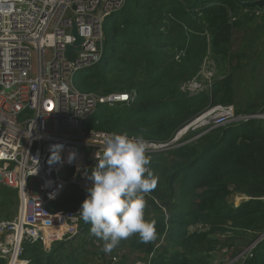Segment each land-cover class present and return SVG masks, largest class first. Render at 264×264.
Wrapping results in <instances>:
<instances>
[{"label": "trees", "instance_id": "obj_1", "mask_svg": "<svg viewBox=\"0 0 264 264\" xmlns=\"http://www.w3.org/2000/svg\"><path fill=\"white\" fill-rule=\"evenodd\" d=\"M256 13L236 0H126L121 11L103 23L99 62L79 70L73 82L82 93H128L130 99L99 109L85 126L163 142L208 106L231 103L228 71L213 81L210 94H185L178 84L196 75L207 51L220 75L224 63L229 67L233 60L238 62L241 54L231 51V36ZM256 110L264 111V96L237 113ZM259 123L229 124L188 140L202 131L198 129L184 136L180 147L154 153L148 168L153 174L162 172V178L144 196L152 207L144 212L146 220L155 222L156 238L141 243L133 235L121 243L145 255L149 264H212L210 252L218 243L210 235L231 232L241 243L258 240L235 264H264V130ZM73 187L82 190L71 184L48 205L51 213L72 208ZM233 194L248 198L234 207L228 202ZM15 198V190L0 186V206L9 209L17 204ZM152 199L166 205L167 219ZM195 225L205 230L191 231ZM78 230L88 234L90 225L81 220ZM162 240L164 244L156 247ZM79 241L74 245L65 237L52 242L48 251L42 242L26 243L22 258L29 264H87L79 254L85 244Z\"/></svg>", "mask_w": 264, "mask_h": 264}, {"label": "built area", "instance_id": "obj_2", "mask_svg": "<svg viewBox=\"0 0 264 264\" xmlns=\"http://www.w3.org/2000/svg\"><path fill=\"white\" fill-rule=\"evenodd\" d=\"M125 1L0 0V186L15 190L19 204L13 219H0V258L6 264H29L22 258L26 243L42 242L48 251L52 242L80 232L81 203L58 213H51L48 205L73 183L86 192L91 182L67 173L95 165V154H102L103 138L111 133L85 124L99 109L130 99L128 93H82L73 82L79 70L99 62L103 23L120 12ZM73 26L82 42L78 51H67L75 40ZM197 92L203 91L197 88ZM251 120H264V111L240 114L232 105H215L168 141L144 140L146 155L151 160L156 152L180 147L192 131L202 130L188 140ZM54 143L63 145L61 160L50 165L49 147ZM69 153H75L71 163ZM257 242L231 263L244 258ZM107 264L149 263H123L119 254Z\"/></svg>", "mask_w": 264, "mask_h": 264}, {"label": "rangeland", "instance_id": "obj_3", "mask_svg": "<svg viewBox=\"0 0 264 264\" xmlns=\"http://www.w3.org/2000/svg\"><path fill=\"white\" fill-rule=\"evenodd\" d=\"M251 9L254 10V12L257 11V13L253 17V20H244L242 25L238 29H235L233 35L231 36L232 44L230 49L236 54H241L239 61L237 62L236 60H233L230 63L229 67L227 63L222 62L224 64L221 68L224 69V71L220 75L217 73L218 65L216 61L214 62L213 58L211 57V51H207L196 75L190 78L189 80H182L178 84L180 92L185 94L192 93V95H194L199 93L197 92V88H201L205 94H210V89L212 88L213 81L216 79H220L221 77L223 78V75H226L228 71V73L231 74V81L229 82V85L231 87V90H233V99L231 103L226 105H232L237 112V110L244 111L246 108L259 103L260 98L264 96V10L257 9L254 7H251ZM243 17L244 14L240 12L239 18ZM138 74L140 75H138L137 77H141L142 73L140 71L138 72ZM195 78H197V80H195ZM215 105H219V103L208 106L201 113L207 111L210 107ZM257 112L263 111L256 110V112L252 113ZM198 115H196L195 117H197ZM189 122H187V124ZM256 122H260L259 124L262 125L264 130V120H256ZM94 166L95 165H87L86 170L77 172H75V169H72L70 172L67 173V176H74L77 180H83L84 178L86 179L89 171ZM153 178L156 180L161 179L162 172H156V174H153ZM73 184L76 185L75 183ZM69 187L70 185L67 187V189H69ZM67 189H65L64 191H67ZM73 189L74 190L69 198L70 203L72 204V208L70 210L75 208L76 205L83 201L86 195L85 190L82 191L76 187H73ZM247 198L248 197L244 195L233 194L229 196L228 202L235 207L238 206V204H240L242 200H245ZM15 200H17V204L12 205L9 209L6 206H0V219L11 220L16 216V213L18 214V199L15 198ZM152 201L155 206L159 208V210L164 211V213H161V215L164 216L165 219H167L169 213H167L168 210L166 205L159 202V200L154 201L152 199ZM146 202V207L148 206L147 209L151 210L152 207L148 205L147 200ZM8 212L12 213L13 216L7 219L1 216L2 213L6 214ZM154 214L160 215V213L158 214L157 211H154ZM148 215L153 216V213L149 212ZM190 230L201 231L205 230V227L202 225H195ZM251 234L252 233H249V235ZM90 237H92V242L89 239ZM210 237L218 243V247L210 252L212 264H235L236 262L231 263V261L236 258L243 249L251 246L249 245L250 243L247 242L241 243L240 237L237 235L233 236L231 232H226L224 234L217 233L210 235ZM71 239L75 241L74 245L81 244V241L79 240L82 239L85 246L83 248L84 251H80L79 254L82 257L81 260L87 264H107L108 259H111L112 257L117 256L119 254L122 256L123 263L146 262L144 257L145 255L139 254L135 250L129 248L127 244L121 243V241L111 253L106 254L101 250L102 241L95 238L94 236H91L90 232L88 234H83L82 232L80 235L72 237ZM162 242L163 240L158 244L156 243V247L159 248L160 244L162 246L164 244V242ZM224 242H227V244L225 245ZM54 243L55 242H53L52 245ZM90 251L94 253L90 254ZM3 262V264H6L5 260H3Z\"/></svg>", "mask_w": 264, "mask_h": 264}, {"label": "clouds", "instance_id": "obj_4", "mask_svg": "<svg viewBox=\"0 0 264 264\" xmlns=\"http://www.w3.org/2000/svg\"><path fill=\"white\" fill-rule=\"evenodd\" d=\"M103 144L102 154H95L97 163L86 177L91 183L78 212L108 254L133 235L141 243L156 238L155 222L145 219L144 196L155 189L157 181L148 168L150 158L142 137L111 133L104 136ZM62 148L60 143L50 145V165L60 162ZM74 158L75 153H69L68 162Z\"/></svg>", "mask_w": 264, "mask_h": 264}, {"label": "water", "instance_id": "obj_5", "mask_svg": "<svg viewBox=\"0 0 264 264\" xmlns=\"http://www.w3.org/2000/svg\"><path fill=\"white\" fill-rule=\"evenodd\" d=\"M200 1H207V0H200ZM236 1L244 7H248V8L254 7L257 9L264 10V1L263 0H257V1L236 0ZM72 35L75 38L74 43L71 45H67L66 49H67V51H78L80 49V44L82 42V39L77 36L75 26H73V28H72Z\"/></svg>", "mask_w": 264, "mask_h": 264}, {"label": "crops", "instance_id": "obj_6", "mask_svg": "<svg viewBox=\"0 0 264 264\" xmlns=\"http://www.w3.org/2000/svg\"><path fill=\"white\" fill-rule=\"evenodd\" d=\"M95 115H96V114H95ZM76 206H77V205H76ZM76 206H75V207H76ZM73 209H74V208H73ZM79 234H80V233H79Z\"/></svg>", "mask_w": 264, "mask_h": 264}, {"label": "bare ground", "instance_id": "obj_7", "mask_svg": "<svg viewBox=\"0 0 264 264\" xmlns=\"http://www.w3.org/2000/svg\"><path fill=\"white\" fill-rule=\"evenodd\" d=\"M241 198V197H240ZM236 200V199H235Z\"/></svg>", "mask_w": 264, "mask_h": 264}]
</instances>
